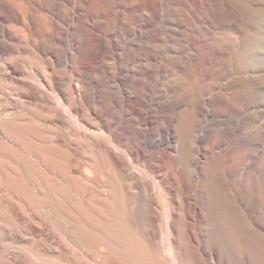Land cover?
<instances>
[{"label":"bare ground","instance_id":"bare-ground-1","mask_svg":"<svg viewBox=\"0 0 264 264\" xmlns=\"http://www.w3.org/2000/svg\"><path fill=\"white\" fill-rule=\"evenodd\" d=\"M263 7L0 0V78L25 94L10 95L19 112L0 110V264H264V218H251L263 199L251 190L249 158L230 159L237 133L236 145L251 147L243 117L209 106L228 98L192 94L176 69L193 43L177 31L233 26L231 14L245 13L258 32L222 39L228 69L217 71L226 86L239 74L245 94L247 61L264 54ZM137 22L176 31L171 44L151 33L137 43Z\"/></svg>","mask_w":264,"mask_h":264},{"label":"rangeland","instance_id":"rangeland-1","mask_svg":"<svg viewBox=\"0 0 264 264\" xmlns=\"http://www.w3.org/2000/svg\"><path fill=\"white\" fill-rule=\"evenodd\" d=\"M245 1H251V0H245ZM253 8L257 9V6L253 5ZM231 17L232 19L235 18L233 20L234 22L233 23L234 25L232 24L233 26H229L221 22H217L215 23V25L218 29L215 28L214 31H177V32L149 31L152 27L142 28L138 25L137 22V43L139 40L138 38L146 35L147 33L153 34L158 39L159 44H168V43L171 44V39L173 37L174 32L176 33L183 32L185 35L188 34L192 35L193 43L190 45L189 51L186 50L182 51V55L187 54L189 58L186 68L181 69L178 66H176V69L184 70L182 76L186 83V88H188L192 94L200 95L206 98L210 96H215L217 98L218 96L219 99L228 98L230 99V101L232 100L231 102L229 101V105L227 107L222 106L221 103L219 102L209 103V106H214L216 108H221V109H228L232 112L233 116L236 115L235 113L236 111L237 113H240L242 115L243 120L240 123L241 132L243 134L249 133V141L251 147H246V146L243 147V145L240 144L236 145V142L238 141V133H237L236 139L233 142L234 149L230 155V159L234 165L240 166L245 159L249 158V161L251 163V166L249 168L251 190L263 199V202L257 203L253 207L251 218L253 221H255L259 216H262L264 218V146L260 147L259 145L256 144L257 137L262 139V141L264 142V90L260 87L259 82L257 80V78L260 77L264 79V54L255 53L251 57V59H248L247 61V66H248L247 69L249 70V74L251 75L252 80L249 81L248 91H244L245 94L243 93L240 94L236 86L237 78L235 77H240V75L237 73L233 74L232 77L228 78L229 81L232 82V80H235V82H233V84L232 83L229 84V86L225 85L228 82L227 79L225 77H221L223 78L221 80L219 73L217 72L221 70V76H222L223 70L225 69L224 71H227L228 69L227 65L224 66V64H226V57L222 55L220 50V46L222 44L221 40L225 39L226 37H233V38L239 37L240 31L247 30L250 31L252 34H256L258 32L257 26L255 28H252L247 23L249 17H247L245 13H239L238 16L236 13L235 14L233 13L231 14ZM255 21L257 22L258 20ZM218 24H220L219 27L217 26ZM255 24L257 25V23ZM245 28L246 30H244ZM263 33H264V27H263ZM251 42L252 40L249 43ZM259 42L264 46V38H260ZM20 67L23 68V65H20ZM31 70H34L33 72L35 73L36 76L39 74L37 68L34 67ZM7 79H8L7 77L0 78V83L4 86V88L5 87L7 88L6 92H2V90L0 89V94L2 95L0 96L1 97L0 108H2L0 110L2 111V113L3 111L9 110L7 114H10L11 112L17 113L21 109L19 108V105L16 102H13L14 100H11L10 95L13 99H15L16 97L14 94L21 93L22 96H25V94H23L20 91V89H16L19 88L18 84L15 83V85H13L14 83L11 80H8L7 82ZM16 79L19 80V82L21 81L19 77H17ZM217 79L220 80V82L217 81ZM233 85H235L234 86L235 88L233 87ZM230 86L232 87V89L230 88ZM235 89H237V91ZM18 90L20 91V93ZM225 90L226 92L228 91L229 93L228 92L226 93ZM222 92H224L226 95ZM5 93L6 94L8 93L9 95H6ZM230 94L232 95V98L230 97L231 96ZM233 95H235L236 97ZM25 101H26L25 104L28 107L26 108L28 110H31L30 108H32L33 112L35 113L38 111L42 112L40 110V107L32 99L25 98ZM7 107L10 109H8ZM238 116H235V118L238 119ZM49 127L55 128V126L53 125L51 126L50 124ZM60 130L61 129H59V132ZM61 133H63V131ZM256 150H260L261 153L256 155L255 153ZM238 179H239V174H237L235 177V180ZM251 238L253 240V243H256L258 236L252 233ZM252 249L254 255L257 256L258 253L256 252L258 251L254 250L256 249V245H253Z\"/></svg>","mask_w":264,"mask_h":264}]
</instances>
